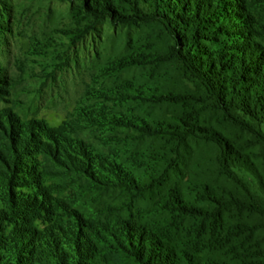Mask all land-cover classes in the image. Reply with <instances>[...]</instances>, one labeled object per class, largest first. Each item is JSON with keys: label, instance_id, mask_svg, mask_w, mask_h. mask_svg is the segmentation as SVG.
<instances>
[{"label": "trees", "instance_id": "16d2710c", "mask_svg": "<svg viewBox=\"0 0 264 264\" xmlns=\"http://www.w3.org/2000/svg\"><path fill=\"white\" fill-rule=\"evenodd\" d=\"M60 1L116 38L113 95L75 149L95 211L30 264H264V0Z\"/></svg>", "mask_w": 264, "mask_h": 264}, {"label": "rangeland", "instance_id": "374dc122", "mask_svg": "<svg viewBox=\"0 0 264 264\" xmlns=\"http://www.w3.org/2000/svg\"><path fill=\"white\" fill-rule=\"evenodd\" d=\"M252 9L264 30V7ZM71 11L60 0H0V264L43 257L60 228L95 211L75 149L91 142L89 120L113 95L99 67L116 38L99 31L75 43Z\"/></svg>", "mask_w": 264, "mask_h": 264}]
</instances>
